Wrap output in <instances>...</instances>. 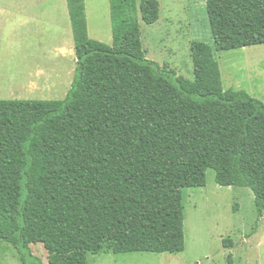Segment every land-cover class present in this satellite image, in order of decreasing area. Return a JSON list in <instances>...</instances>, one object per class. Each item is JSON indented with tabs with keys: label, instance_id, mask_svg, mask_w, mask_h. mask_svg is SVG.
<instances>
[{
	"label": "trees",
	"instance_id": "16d2710c",
	"mask_svg": "<svg viewBox=\"0 0 264 264\" xmlns=\"http://www.w3.org/2000/svg\"><path fill=\"white\" fill-rule=\"evenodd\" d=\"M77 70L64 99L0 100V264H88L89 253H182L184 189L249 187L264 215V102L225 89L216 52L264 44V0H207L214 45L193 41L195 80L144 50L159 0H110L113 45L68 0ZM235 210H237L235 208ZM255 231L253 230V233ZM233 247L232 238L223 240Z\"/></svg>",
	"mask_w": 264,
	"mask_h": 264
},
{
	"label": "rangeland",
	"instance_id": "374dc122",
	"mask_svg": "<svg viewBox=\"0 0 264 264\" xmlns=\"http://www.w3.org/2000/svg\"><path fill=\"white\" fill-rule=\"evenodd\" d=\"M85 1L90 37L113 45L110 0ZM159 1L160 19L151 25L141 20L144 50L150 59L194 81L192 42L214 45L207 0ZM216 54L224 88L246 90L264 102V44ZM75 58L68 0H0V100L66 98L76 76ZM41 70L47 75L35 80L38 87L18 85L19 77L24 81ZM215 177L209 169L206 186L184 189V252L116 254L104 249L89 253L88 264H264V215L257 211L253 191L220 185ZM225 238L233 239V247L224 246ZM31 248L48 264L43 243ZM2 264H22L14 246H5Z\"/></svg>",
	"mask_w": 264,
	"mask_h": 264
},
{
	"label": "bare ground",
	"instance_id": "6f19581e",
	"mask_svg": "<svg viewBox=\"0 0 264 264\" xmlns=\"http://www.w3.org/2000/svg\"><path fill=\"white\" fill-rule=\"evenodd\" d=\"M41 66L43 67V63L41 64ZM41 67V68H42ZM44 70V69H43ZM46 72L47 71H40V72H37L36 73V75H33L32 77H28L26 80L24 79V81H23V79H20V77H19V79L17 80V83H18V85L19 84H22V83H24V84H26V86L28 85L29 87H32L33 89L35 88V87H38V83L39 82H37V84H34V82H35V80L37 79V81H39L41 78H39V77H42L43 75H47L46 74ZM30 78H32V80H31V82H30ZM46 80H49V78H46ZM49 83H50V81H49ZM42 85V84H41ZM13 86V85H12ZM16 86V85H15ZM18 87V86H17ZM25 87V86H24ZM16 88V87H15ZM21 89H22V87H21ZM20 90V89H19Z\"/></svg>",
	"mask_w": 264,
	"mask_h": 264
},
{
	"label": "crops",
	"instance_id": "0c3cea01",
	"mask_svg": "<svg viewBox=\"0 0 264 264\" xmlns=\"http://www.w3.org/2000/svg\"><path fill=\"white\" fill-rule=\"evenodd\" d=\"M86 5H87V2H86ZM88 27H89V25H88ZM90 35V34H89ZM72 48H73V46L71 45L70 46V48H69V52H70V55L73 57V52H72ZM63 51V50H62ZM67 52V49H66V51H65V53ZM76 52V51H75ZM62 53H64V52H62ZM77 61V56H76V58L74 59V62H76ZM74 71H72V73H73Z\"/></svg>",
	"mask_w": 264,
	"mask_h": 264
}]
</instances>
